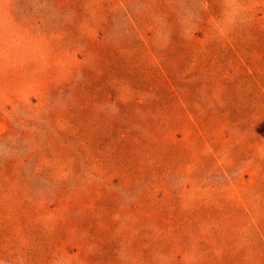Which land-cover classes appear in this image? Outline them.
<instances>
[{"label":"rangeland","instance_id":"rangeland-1","mask_svg":"<svg viewBox=\"0 0 264 264\" xmlns=\"http://www.w3.org/2000/svg\"><path fill=\"white\" fill-rule=\"evenodd\" d=\"M0 264H264V0H0Z\"/></svg>","mask_w":264,"mask_h":264}]
</instances>
